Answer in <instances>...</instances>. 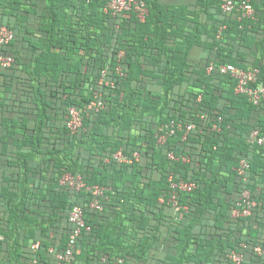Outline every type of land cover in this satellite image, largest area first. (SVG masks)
<instances>
[{
  "label": "trees",
  "instance_id": "trees-1",
  "mask_svg": "<svg viewBox=\"0 0 264 264\" xmlns=\"http://www.w3.org/2000/svg\"><path fill=\"white\" fill-rule=\"evenodd\" d=\"M144 1L141 23L106 12L107 0H0V26L13 33L0 47L13 59L0 67V264H56L49 249L67 248L74 206L88 229L73 264H232L230 251L264 264L252 251L264 248V146L246 142L264 132V101L252 105L218 72L253 67L264 87V0H233L247 1L251 18L223 12L224 0L191 10ZM99 96L102 108L85 110L72 133L68 109ZM171 124L195 128L158 144ZM68 174L83 188L61 184ZM170 176L195 185L177 194L178 211ZM94 186L100 209L90 207ZM244 190L257 206L234 217Z\"/></svg>",
  "mask_w": 264,
  "mask_h": 264
},
{
  "label": "built area",
  "instance_id": "built-area-1",
  "mask_svg": "<svg viewBox=\"0 0 264 264\" xmlns=\"http://www.w3.org/2000/svg\"><path fill=\"white\" fill-rule=\"evenodd\" d=\"M241 11V16L243 18H251L254 15V11L250 4L246 1L241 2L238 5H234L233 0H224L221 6V9L225 13H231L233 9ZM105 11L111 12L114 16L122 13V12H132L136 19L143 23L149 15V10L144 0H107V6ZM13 39V33L6 26H0V47L5 46L10 43ZM13 59L10 56L0 55V67L3 69H7L11 66ZM213 68V64L207 68V72H210ZM218 72L221 75H229L236 81L235 93L244 95L247 100L252 105H259L264 101V87L260 82H258V70L253 67L247 68H239L235 67L231 64H222L218 66ZM96 96H98L96 94ZM98 100L95 102H91L84 110H77L75 108H69V119L67 122V128L72 132H76L82 126V114L85 110H95L98 111L102 108V101L100 96L97 98ZM204 119V116L201 117ZM174 128L178 130L184 129L185 133L188 134L192 130H194L195 126L193 124H187L183 126L182 124H171L169 127L166 126L164 129H159L157 136V143L164 144L167 140V137L174 134ZM212 131H218L216 125L211 127ZM248 144H257L260 146H264V132L261 133L258 130H253L247 136ZM114 158L117 159L120 163H129L131 158L122 154L121 151H118ZM133 158L138 159V154L134 153ZM168 158L170 160H176V158L169 154ZM182 162H188L187 158H182ZM249 165L246 160H241L236 168V172L239 176H244L246 170ZM170 187L172 189L171 197L169 202L172 203V208L175 211L179 210L177 203L175 201L176 196L179 192H191L195 185L190 182H186L184 180L173 181L172 176L169 177ZM61 184L68 185L71 189L79 191L83 188V183L81 182L79 177H72L71 175H65L61 181ZM90 191L93 200L90 203V207L95 209H100L99 199L103 196V189L97 186L92 188H88ZM257 206V203L251 199L250 192L244 190L240 195V202L238 203V208L234 209L232 215L234 217H246L251 214L253 208ZM69 222L73 225V232L69 237V241L67 244V248L63 253L55 252L53 249H49V253L54 255L56 260V264H73L74 258V249H75V241L78 238L80 232L85 227L83 220V211L81 207L74 206L68 215ZM37 244L33 246L34 249L37 248ZM240 249H247L245 244H240ZM252 251L255 255L259 257L264 256V248L262 246H255L252 248ZM227 259L232 264H240L243 261V253L241 251H230L227 254Z\"/></svg>",
  "mask_w": 264,
  "mask_h": 264
},
{
  "label": "crops",
  "instance_id": "crops-1",
  "mask_svg": "<svg viewBox=\"0 0 264 264\" xmlns=\"http://www.w3.org/2000/svg\"><path fill=\"white\" fill-rule=\"evenodd\" d=\"M195 0H161V2L165 5H179V6H187L191 10V3Z\"/></svg>",
  "mask_w": 264,
  "mask_h": 264
}]
</instances>
